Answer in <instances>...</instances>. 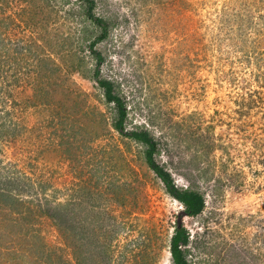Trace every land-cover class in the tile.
<instances>
[{
  "label": "rangeland",
  "instance_id": "374dc122",
  "mask_svg": "<svg viewBox=\"0 0 264 264\" xmlns=\"http://www.w3.org/2000/svg\"><path fill=\"white\" fill-rule=\"evenodd\" d=\"M87 1L0 0V264H264V0Z\"/></svg>",
  "mask_w": 264,
  "mask_h": 264
},
{
  "label": "trees",
  "instance_id": "16d2710c",
  "mask_svg": "<svg viewBox=\"0 0 264 264\" xmlns=\"http://www.w3.org/2000/svg\"><path fill=\"white\" fill-rule=\"evenodd\" d=\"M85 3H87L85 5V11L87 12V18L92 21V24L94 26H96L97 28H100L99 25L101 24V20L98 18H94L93 15L91 14V11L93 9L92 4L90 3L89 0ZM95 55H96V59L99 61L98 54L96 53ZM99 86L103 88L104 90L105 100L107 102L112 103L115 106L117 110V114H118V119H117L115 128L119 132H122V130L124 129L122 127L123 119L126 114L122 101L120 100L118 96H116V94L113 93L114 91H113L112 86L108 84L107 82L105 81L99 82ZM125 135L133 139L134 141L142 143L144 147H146V153L144 156L146 165L155 174V176L162 182L164 189L168 193V195H170L173 199L178 201L183 206L185 215L194 216L198 214L201 211V207H202L201 195L198 192L192 191V190H178L171 183V180L169 179L168 174L164 172L156 164H154L152 160V155L156 152L157 141H155L152 138V135H150V133L146 131L145 129L138 130L137 128L136 130L126 133ZM6 183L8 185H11L10 181H7ZM6 194L9 197V199L12 198L13 202L15 203L14 198L9 193H4V194L0 193V199L3 200ZM64 219L68 221L67 218H64ZM57 227L60 230H62L64 237L66 239L67 238L71 239L70 243L73 244V254L72 253L71 254L72 256H74V260L77 264H104L98 261L93 263L92 261L94 259L91 262H89L87 260V257H81V254L85 252V249L83 248L84 244L82 242V239H83L82 232L80 233L74 232L72 234L69 226L66 225L63 221L58 222ZM187 241H188V234L184 229L182 228L173 229V234L170 237L169 245H168V253L170 256L171 264H186V260L184 259V255H183L184 251L181 248L187 243ZM42 253H43V250H41V254ZM78 253L80 255H78ZM105 254H106L105 256L108 255V253H105ZM47 255L48 254L45 253L46 257ZM143 262L144 261L142 260L139 264H144Z\"/></svg>",
  "mask_w": 264,
  "mask_h": 264
}]
</instances>
